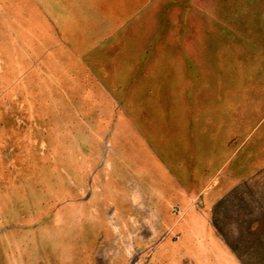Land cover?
Instances as JSON below:
<instances>
[{"label":"rangeland","instance_id":"1","mask_svg":"<svg viewBox=\"0 0 264 264\" xmlns=\"http://www.w3.org/2000/svg\"><path fill=\"white\" fill-rule=\"evenodd\" d=\"M102 116L134 124L167 159L187 150L198 170L235 145L205 210L220 264L258 261L264 192L250 160L264 151V0H13L0 14V264H148L129 243L95 250L100 213L116 221L95 192L107 148L117 173L115 144L96 138Z\"/></svg>","mask_w":264,"mask_h":264},{"label":"crops","instance_id":"2","mask_svg":"<svg viewBox=\"0 0 264 264\" xmlns=\"http://www.w3.org/2000/svg\"><path fill=\"white\" fill-rule=\"evenodd\" d=\"M12 1L0 0V14L9 10ZM116 119L119 122L115 121V117L111 119L109 116L100 117L105 129L100 136H96L115 144L113 163L117 166V173L111 175L109 172L112 162L108 158L107 148L102 164L105 162L108 169L106 168L105 173L101 168V174L103 172L105 174L104 180L102 179V184L95 186L97 187L95 189L103 190L95 192L100 194L99 198L103 197L102 193L108 195V213H116V221L109 226L110 217L107 218L99 211L103 215L99 216L102 228L96 233L98 248L95 250L97 252L101 249L106 250L107 246L112 245L116 251L124 252L125 243H129L138 258L140 257L138 253L148 254V264H204L199 252L207 251L211 253L212 264H220L215 254L217 246L221 244L220 233L214 231L205 206L212 202L210 198L208 202L206 201L209 194L217 193L219 188L217 176L227 162L237 157L236 146L234 145V149L227 155V160L216 165V169L198 170L197 167L190 166L187 150L184 151V159H167L150 138L144 136L134 124L132 130L127 132L120 129L124 128L126 123L119 117ZM85 125L93 132L94 127L88 119H85ZM252 129L251 126L244 142L248 138H251L252 142L253 136H257L252 133ZM237 140L236 136L229 137V145ZM3 143H6V139L1 135L0 144ZM9 146L11 149V142ZM252 153L253 151L251 155ZM261 155L262 160L258 163L250 160V167L251 172L255 170L260 173L264 192V151ZM245 172L249 173L246 170ZM250 175L253 177L252 173ZM191 178L195 182L191 183ZM199 178L201 183L197 184L196 180ZM10 180L4 182L1 180V184L12 190L14 183ZM198 187L200 190L196 191ZM86 204L92 206L93 203L88 200ZM112 238L116 243H108ZM256 248L260 249V257L254 264H264V236ZM113 264H124V261L116 259Z\"/></svg>","mask_w":264,"mask_h":264}]
</instances>
